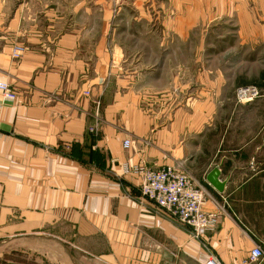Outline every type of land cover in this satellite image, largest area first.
Returning a JSON list of instances; mask_svg holds the SVG:
<instances>
[{
	"label": "crops",
	"instance_id": "1",
	"mask_svg": "<svg viewBox=\"0 0 264 264\" xmlns=\"http://www.w3.org/2000/svg\"><path fill=\"white\" fill-rule=\"evenodd\" d=\"M84 4L71 15L83 25L57 19L58 31L47 14L31 22L0 5V80L16 93L0 110V245H65L78 264H203L209 255L243 264L264 249V82L237 102L235 88L248 83L208 64L170 63L189 32L164 31L162 55L150 60L144 40L155 33L113 32L102 17L98 30L95 5ZM201 6L168 0L163 23L194 22ZM126 162L185 171L215 215L203 238L145 200ZM214 170L220 190L207 179Z\"/></svg>",
	"mask_w": 264,
	"mask_h": 264
},
{
	"label": "rangeland",
	"instance_id": "2",
	"mask_svg": "<svg viewBox=\"0 0 264 264\" xmlns=\"http://www.w3.org/2000/svg\"><path fill=\"white\" fill-rule=\"evenodd\" d=\"M135 1L137 0H0V5L8 13L18 6V11L31 22L40 23L42 18V23H45L47 14L53 20L49 24L53 31H58L60 27L57 19L65 18L64 28L83 25L82 16L77 17L76 22H73L75 17H71L75 4L95 5L98 30L101 26L99 19L102 17L109 22L108 26L113 32L155 33L151 36L152 39L144 40L146 56L150 60H157L162 55L158 50L160 34L175 27L176 31L189 32L190 35L175 40V53L171 51L169 56L171 64L204 63L214 70H223L226 80L248 83L235 88L234 98L240 103L253 100L263 93L262 89L252 84L260 85L264 82V0H197L203 6L194 11V22L183 24L184 20L181 19L179 23L182 25L176 23L168 27L163 23L165 13L162 10L168 0H139V3H134ZM177 12L185 11L177 8ZM138 20L142 21L137 23ZM252 87L258 91L257 95H252L249 91L244 95L238 92ZM38 243H43L45 247L2 243L0 264H72L63 247L47 242Z\"/></svg>",
	"mask_w": 264,
	"mask_h": 264
},
{
	"label": "built area",
	"instance_id": "3",
	"mask_svg": "<svg viewBox=\"0 0 264 264\" xmlns=\"http://www.w3.org/2000/svg\"><path fill=\"white\" fill-rule=\"evenodd\" d=\"M24 52V47L16 45L11 51V57L18 59ZM249 91L257 95L256 88L240 89V95ZM89 96L90 91H84ZM0 110L5 102L14 101L16 93L6 81L0 80ZM99 119L88 127V131L96 134ZM131 146L129 139L123 140L124 149ZM123 172L135 175L140 180V193L142 197L154 205L158 211L168 218L178 221L191 229L192 236L200 240L205 235L209 225L215 220L213 213L206 212L203 208L205 202L204 190L196 185L190 176L177 166L165 165L160 168L148 167L142 163H124ZM264 258V249L260 245L254 246L248 259L243 264H255ZM203 264H222L217 257L209 255Z\"/></svg>",
	"mask_w": 264,
	"mask_h": 264
},
{
	"label": "water",
	"instance_id": "4",
	"mask_svg": "<svg viewBox=\"0 0 264 264\" xmlns=\"http://www.w3.org/2000/svg\"><path fill=\"white\" fill-rule=\"evenodd\" d=\"M218 175H219L218 171L214 170L212 173H210L208 175L207 179L216 189L220 190L222 188V185H221L222 183H220V181H218ZM39 236L40 237L51 238V239H54L56 241H59L58 239L53 238V237L48 236V235H39ZM63 247L65 248L66 252L68 253L70 261L72 262V264H78L76 262V260L74 259L73 255L71 254L70 250L65 245Z\"/></svg>",
	"mask_w": 264,
	"mask_h": 264
}]
</instances>
